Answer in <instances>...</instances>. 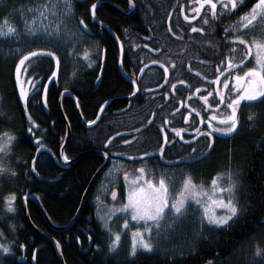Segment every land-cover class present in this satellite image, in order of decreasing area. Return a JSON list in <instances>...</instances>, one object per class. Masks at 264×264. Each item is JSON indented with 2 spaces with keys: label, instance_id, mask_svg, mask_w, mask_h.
Wrapping results in <instances>:
<instances>
[{
  "label": "trees",
  "instance_id": "trees-1",
  "mask_svg": "<svg viewBox=\"0 0 264 264\" xmlns=\"http://www.w3.org/2000/svg\"><path fill=\"white\" fill-rule=\"evenodd\" d=\"M31 1H1L0 22L3 19H10L14 9L28 5ZM132 1L135 6L132 16L124 18L112 10L103 8L108 12L107 20L102 16L100 19L118 36L120 32L135 34L139 26H142L140 30L143 32L166 31L165 18L173 9L174 0ZM75 12L77 16L84 18L85 23L89 22L81 6H78ZM171 30H176L173 19ZM163 45L172 55L179 51L178 45L174 43H163ZM104 47L102 68H100L99 54L94 57L96 65L86 63L72 65L66 60L67 54L59 52L57 58L60 61L56 73L55 61L51 56L29 60L25 64V69L30 81V91L24 103L19 98L15 80L18 58L6 57L0 49V134L8 133L14 137L10 145L11 150L5 160L7 175L6 177L0 175V221L2 223L0 228L6 235L5 240L9 239L13 247V258L6 260L3 264H30L33 250L41 244L43 247L37 251L36 264H58L52 244L42 240L25 223L21 211V197L26 194L36 195L45 214L55 226L67 224L75 215L82 194L92 176L102 165L103 158L98 155H88L71 164L60 162L58 154L65 139V126L59 115L57 103L60 93L69 91L77 98L83 120L89 123L95 119L98 109L104 102L129 95L131 87L122 79L117 69V50L110 44H104ZM129 47L124 45L122 64L127 76L131 72L126 65V53L132 63H137L132 72H136L139 67L137 58L134 56L136 54ZM213 55L217 61L208 59L213 63L209 65L211 72L212 65L220 62L223 56L222 53L216 56L217 52ZM202 56L207 58L210 54ZM236 57L238 56L230 51V58ZM183 73L186 72L182 70ZM56 75L57 78L54 79ZM99 75V83L96 85ZM187 75L186 80L189 85H194L193 78L190 74L187 73ZM172 80L176 81L177 78L172 75ZM47 82L49 84L44 91ZM192 89V86L181 88L183 106L178 115L179 119L172 125L173 128L182 130V137L179 139L169 134L166 141L163 140L159 131L164 115L156 109L155 103L145 107L140 99L133 100L129 109L123 114H113L112 111H118L126 105L112 103L102 113L99 123L86 129L78 121L72 100L66 96L63 97L61 107L71 132L70 140L64 149V158L66 156L68 158L66 160H71L82 152L101 150L107 153L110 159L125 162L126 170L137 167L141 163L137 165L134 163L136 161L144 163V159H132L133 151L140 153L137 156L160 153L161 161L153 167L155 176L164 174V168L178 170L185 168L189 171L188 175L199 178L198 182L202 179L207 181L230 169L238 178L242 190L237 201L238 209L241 208V211L236 218L227 228L212 231L207 236L201 237L191 248L190 253L174 256L143 253L127 259L111 252L108 246L109 238L101 229L98 232L101 243L94 241L96 237L92 238L93 243L97 245V251L92 255H80L75 244H65L63 241L66 235H70V230L63 233L50 230L35 205L28 201L26 207L31 223L39 231L59 241L65 264H264L263 256L256 260L258 258L253 255L255 248L264 250V100L258 102L255 107L253 104H246L247 108H240L237 111L240 125L231 136L227 135L223 138L215 136L214 140H210L206 135H202L195 141H191L192 135L188 133L189 131L195 129L199 133L205 130V126L190 124L191 120L194 121V115L190 120L186 116L191 111L190 107L194 108L196 104L203 110L202 114L205 116L203 102L198 100L196 103L194 99H190ZM211 89L208 86L209 92ZM210 103L215 105L218 102L213 98ZM151 114H153V121L148 128L136 135L114 138L107 146H104L110 137L134 133L145 128ZM248 119L253 120L255 124L250 125ZM38 149H41V152L34 168L36 178L31 171V161ZM130 161L133 162L132 166H129ZM154 175L149 173L147 176L154 177ZM98 180L87 197L77 224H80L85 216L93 218L91 201ZM10 194H14L16 200L14 217L16 234L11 237L8 236L3 224L5 220L3 217H8V214L3 211L7 203L6 197ZM93 226L96 228L98 224L94 223ZM80 239L83 240L82 237Z\"/></svg>",
  "mask_w": 264,
  "mask_h": 264
},
{
  "label": "flooded vegetation",
  "instance_id": "flooded-vegetation-1",
  "mask_svg": "<svg viewBox=\"0 0 264 264\" xmlns=\"http://www.w3.org/2000/svg\"><path fill=\"white\" fill-rule=\"evenodd\" d=\"M130 2L133 4L132 0H84L78 2L71 0L72 3L71 7L73 10V16L75 20L78 22L79 28L82 31V33L86 37L92 38V40L97 45L98 54L101 57L100 68H102L101 66L102 60L105 56L104 44H110L111 46L113 45L117 50V64H118L119 50H118V44L114 39V37H112V35L109 32H107L104 28L96 25L91 21V17L89 15V9L93 4L96 3L106 4L97 7L95 9L94 15L97 22L106 26L120 43V46L122 47L121 66L123 64V59H124V45L130 46L129 48H131L132 51L135 52L134 54L137 55L136 57V55L133 54L135 58H137V62L139 64L137 71L132 72L136 68L137 63L131 62L128 53H126L127 56L126 65L131 73L128 74L127 76L123 71V73L128 79L136 82L138 89L137 95L131 101L128 100V101L115 102V103L125 104L126 106H124L122 109L118 111L114 110L112 111V113L113 114L125 113L126 111L122 113H118V112L122 111L127 106H131L132 101L136 99H140L144 103L145 107L151 106L152 103H155L156 109L158 111L160 110L161 114L164 115V118L161 119L162 124H160L159 127L160 135L163 136V140L166 141V138L169 134H172L176 137H179V139H181L182 137L181 132L179 134L173 132V129L176 128H173L172 126L175 124L177 119H179L178 115L183 106L181 88H190V86H192L193 89H192V94L190 95V99H194L196 103L199 100L201 103L203 102V104L205 105V109H204L205 116H203L202 114L203 110H201L198 107V104H196L194 107V109H196L195 112H193L192 111L193 108L190 107L191 111L188 112V120H190L191 117L195 116L194 121L191 120L190 122L191 125L200 126L201 118L203 117V121H208L207 119H210L211 115L214 112L216 115L219 116L221 106L219 108H216L214 105L211 108L208 107V104H211L210 100L213 98H215L218 103L220 102V97L219 95H217V90H219L221 93L224 94L225 101H228V103L231 102V99L234 98L235 95L234 93L230 92V89L232 87V80L229 79V88L224 87L223 80L228 79L229 74H231L234 77L237 71L242 72L245 71L247 67L255 66L253 62L255 60L254 55L249 56L248 59L245 60L244 65H240L238 63V61L242 58V56L245 53L246 46H244L240 41H233L231 37L237 34H241L243 35L244 39H248L250 42L253 39V37L259 39L262 35H264V20H262L259 16H257L256 21H253L252 25L246 28H241L239 26L241 23L239 17L243 13H245L246 9H247L246 12H248L251 9L252 5L256 2V0H244L243 6H240L238 0V7L236 9H229V10H222L223 6L220 0H215V2L217 3L215 17H213L211 6L208 4H204L203 7H200L199 14H197L194 11V9L199 7V0H174L173 9L169 12L168 16H166L165 18L166 31L148 30L146 32H143L140 30L142 26H139L137 27L139 30H137L135 34L120 32V35L118 36L100 19V17L102 16L103 18H105V20H107L106 16L108 12L103 8L112 10L115 13L119 14L120 16L127 18L132 16L135 11L134 9L135 6L133 4V13L127 17L125 16V14H128L130 11ZM78 6H81L83 11L86 12L89 18L88 23H85L84 18L82 16L81 18L80 16L76 15L75 9ZM185 16H195V19L185 20ZM205 18H207L208 21L207 23L204 22ZM81 19H83L84 24H86L87 27L79 23ZM172 19L174 20L176 30H169L171 29ZM193 27L196 29V31H192ZM201 28H203L204 30L200 31L199 29ZM173 33H175V35ZM163 43L164 44L174 43L175 45H178L179 51L172 55L169 52V50L164 47ZM230 51L233 53V55L238 56L236 58H232L233 63L236 64L237 67L235 69H229V72L224 73V75L221 76L220 73L223 72V69L225 67H227L228 59H231ZM214 52H217L216 56H219V54L221 53L223 56L220 62H218L215 65H212L213 67L211 68L212 69L211 72L209 71L210 69L209 65L213 63L209 62L208 59H210L211 61L214 60L217 61V58L214 59L215 57V55H213ZM204 54L206 55L210 54V56L204 58L202 56ZM51 57L54 59L55 61L54 63H56L57 65L56 66V71H57L60 60L57 58V56H51ZM222 61L224 62L222 63ZM148 63H159L165 68H167L168 71L167 83L163 88H161L158 91L147 92L148 90L158 87L164 79V71L158 66H152L146 69L140 81L138 82L136 81V75L138 74V71L143 65H146ZM93 65H96V61L95 64ZM218 66H219V70H218ZM182 70H184L186 73L182 74ZM187 73L190 74V76L193 78L192 82L195 83L194 85H189V83L187 82L186 80V77L188 76ZM172 75H174L177 78L176 81L172 80ZM217 76H220L219 83H217V81L215 80V77ZM204 77H207V79H204ZM56 78L57 75L54 77V79ZM125 82L131 87V92L129 93V95L122 97H129L133 94V86L129 82L127 81ZM173 85H175V88H173ZM208 86L212 88L211 96H208V92H209ZM197 89H199V92L196 91ZM140 95H142L141 98ZM201 96H208V104H205L204 101L200 99ZM115 98H120V97H115ZM263 100L264 97H260L259 99H256L255 101L253 100V102L250 103H246L244 101L241 102L242 105L253 104V107H255L258 102H261ZM107 107L103 110V112L107 109ZM240 108L242 107L240 106L237 109V111ZM152 121H153V114L150 115L145 127L148 128V126L151 125ZM249 121L250 119H248V122ZM253 124H255V122H253ZM239 125L240 123L238 121V114H237V127L232 132L225 134L231 136L239 129ZM147 154L149 156L143 158L144 164L142 167L145 168V173L147 175L150 173L153 176L155 174L154 173L155 170L153 169V167H155L154 166L155 164L158 165L159 161H161V156H160L161 154L160 153H154V154L147 153ZM114 157L116 156L114 155ZM137 157H132V159H138ZM111 161L112 159H110L106 170L110 168ZM135 168L139 169L140 167L137 166ZM124 170L125 169H122L119 172V178L121 179H123ZM113 191L121 193L122 184L120 182H117L116 184L111 185L110 188L107 189L108 194L113 193ZM92 213H93L92 219L89 216L88 217L85 216L84 220L80 224H77L76 222L74 226L69 229L70 235H66V238L65 237L63 238L65 244H69V243H71L72 245L75 244L76 250L80 255H86V254L92 255L93 253H95V251H97V245L93 243L92 238L95 239L96 237L94 241L100 242V236L98 232L100 231L101 228L98 222L96 221L94 208L92 210ZM93 221L94 223L98 224V227L96 226V228H94ZM0 234L4 235V231L0 230ZM15 234H16V225L14 226L13 229V236H15ZM48 236L51 237L60 246L61 256L63 262L65 263V259L62 254L61 244L53 236L50 235ZM80 237H82L83 240H81ZM39 246L43 247V244Z\"/></svg>",
  "mask_w": 264,
  "mask_h": 264
},
{
  "label": "rangeland",
  "instance_id": "rangeland-1",
  "mask_svg": "<svg viewBox=\"0 0 264 264\" xmlns=\"http://www.w3.org/2000/svg\"><path fill=\"white\" fill-rule=\"evenodd\" d=\"M3 0H0V2ZM45 3L49 5L48 8L44 9V16L40 17L39 14H36V19L33 20V14L28 11L29 8L35 9L38 6H43ZM70 4V7H68ZM71 0H32L28 5H24L20 8L14 9L11 12V18L3 19L0 22V33H6L0 35V49L6 57L18 58L16 65L19 63L21 57L25 56L28 52L35 51L36 49H46L47 51L43 53H38L35 56L29 57L28 60L21 65V70L19 73L20 81L23 83V87L27 92V96L30 91V81L26 75L25 64L36 57L41 56H52L51 53L54 52L55 56L57 53L67 54L66 60L72 65L86 63L88 65L95 64L94 57L98 55V49L96 43L92 38L86 37L79 28L78 22L73 16V10L71 7ZM5 20L7 22H5ZM28 22V27H26L25 22ZM11 26L15 31L12 33L8 32V27ZM57 28L59 30H57ZM255 64V60L253 61ZM252 62V64H253ZM55 63V71H56ZM15 80L16 79V67H15ZM49 82L45 85L44 91L48 86ZM19 98L24 103L27 99L21 97L20 87L21 85L17 83ZM260 97H257L259 99ZM255 101V100H254ZM250 103L253 101H244ZM230 103V102H229ZM228 101L221 103L222 110H220L219 116H226L231 114V109L227 107ZM247 108L248 105L240 102L239 107ZM208 109V107H207ZM237 112V111H236ZM215 114V112L213 113ZM216 115V114H215ZM188 116V114H186ZM218 116V115H216ZM209 120V119H207ZM250 125H253V120L248 122ZM200 125V124H199ZM201 126H205V130L202 132H196L195 129L189 131L191 134V141H195L202 135H206L210 140H214V137H227L225 132L217 131L218 128H223L226 126L224 122L220 119L212 120V126H208V121H203ZM230 126V122L227 124ZM211 132L212 135L209 136L208 133ZM224 134V135H222ZM6 139V136H0V140ZM10 145L8 147L10 148ZM9 151L7 153H0V165H3L4 170L0 171V175L6 177L7 173L5 170V160L7 159ZM140 155L139 152H132V157ZM129 166H132V161H130ZM141 162V163H139ZM138 167H142L144 163L142 161L134 162ZM5 165V166H4ZM126 163L113 159L110 162V168L106 170L103 176L100 177L94 194L92 197L95 198V201H92V206L94 208L96 221L98 222L100 228L109 238L108 246L115 255L127 259H132L139 254H150L156 253L159 255L174 256L184 253H190L192 251L194 244L200 240L201 237L207 236L212 231L215 232L220 229L227 228L231 222L236 218L241 208L238 209V212L233 216L227 224H215L209 223L207 217L203 215L204 207L200 204H196L190 197L186 201V210L183 215H175L173 212L166 210V215L159 222V225L153 224L152 221H148L152 225V231L150 233H144L146 238L150 236L151 243L153 244L152 249L147 250L142 247H137L136 253L132 254L131 244H132V233L135 227H140L143 229L145 222L143 220L134 221L131 220L130 210L126 213L125 211H117L116 209L120 208L121 204L126 202L127 197V183L125 181L124 173H129V180L133 179L138 175L137 168H128L123 172V179L119 178V172L126 167ZM164 174L156 175L154 177H149L145 173V178H152L154 183L159 182V178L163 177L165 183L169 189V198L170 200L175 197V194L179 192L183 186V182L188 175L185 168L178 169H168L164 168ZM165 175V176H164ZM229 175H231V181L234 182V187L232 189V199L237 204L239 196L242 194L239 180L236 176L233 175V172L230 169L225 170V173L219 176H213L207 181H199V178H193V181L197 185H203L205 189H209L208 195H213L210 191L211 181L214 177L218 179V185L221 188H227L229 181ZM120 182L122 184V192H116V198L114 199L112 193L109 195L107 189L111 185ZM208 195H203L198 197L204 203L208 204L209 214H215L216 216L226 215L228 210L224 208L217 207L212 205L208 200ZM223 195L224 200L226 201L229 198V193H215L214 198H218ZM7 201V200H6ZM13 209L9 210L6 207L3 212L8 214V217L4 216L3 224L8 233V236H13L14 229V217L16 210V200L11 201ZM238 208V206H237ZM4 214V213H3ZM128 220L129 224L127 227L124 226V221ZM0 221V225H1ZM2 226V225H1ZM111 229V231H109ZM0 230H2L0 228ZM120 232L121 239L119 243L113 247L111 244L112 239H114V234ZM4 235L0 234V244H3L9 248L8 252H4L3 249H0V264H3L6 260L13 258V247L10 240H5ZM191 250V251H190ZM253 255L256 260H259L262 256L264 257V250L260 251L257 254L256 248L253 249ZM253 257V258H254Z\"/></svg>",
  "mask_w": 264,
  "mask_h": 264
},
{
  "label": "snow or ice",
  "instance_id": "snow-or-ice-1",
  "mask_svg": "<svg viewBox=\"0 0 264 264\" xmlns=\"http://www.w3.org/2000/svg\"><path fill=\"white\" fill-rule=\"evenodd\" d=\"M222 3V10L236 9L238 7V0H220ZM244 0H239L240 6H243ZM204 4H208L211 6V11L213 17L216 16L217 3L215 0H199V7L194 9V11L199 14L200 7H203ZM49 5L45 3L43 6H38L35 9L29 8L28 11L33 14V20L36 19V14L38 13L40 17L44 16V9L48 8ZM70 7V4H68ZM93 15L95 14L96 5L93 4L91 6ZM257 16H259L262 20H264V0H256V2L252 5L251 9L248 12L243 13L239 20L241 21L240 27L246 28L252 25L253 21H256ZM195 19V16H185V20ZM5 22H7L5 20ZM207 23V18L204 20ZM80 24H84L83 19L79 21ZM26 27H28V22H25ZM57 30H59L57 28ZM171 30V29H169ZM203 31L204 29H199ZM15 30L9 26L8 32L12 33ZM192 31H196L193 27ZM6 33H0V35H4ZM175 35V33H173ZM233 41H240L244 46H246V50L242 58L238 61L240 65H244L245 60L248 59L249 56L254 55L255 57V66L247 67L245 71H237L235 76L233 77L229 74L228 79L223 80V85L225 88H229V79L232 80V87L230 89L231 93H234V98L231 99V102L227 104V107L231 109V114L226 116H216L215 114L211 115V118L208 120V126H212V120L220 119L222 122L226 124L223 128H218L217 131L230 133L237 127V116L236 111L241 101H253L256 100L257 97H264V35H262L259 39L253 37L251 42L248 39H244L243 35L237 34L231 37ZM47 51L46 49H36L35 51L28 52L25 56L21 57L19 63L16 65V79L17 83L21 85L20 87V95L23 98L27 97V92L23 87V83L20 81V70L21 65L24 64L29 57L35 56L38 53H43ZM158 51V50H157ZM52 56H55V53H51ZM223 63V61H222ZM237 67L236 64L233 63L232 59H228L227 67L223 69V72L220 75H224V73L229 72V69H235ZM219 70V66H218ZM165 72H167V68H165ZM55 75V73H53ZM207 79V77H204ZM217 83L220 82V76L215 77ZM175 88V85H173ZM199 92V89L196 90ZM212 93L209 92L208 96H211ZM217 95L220 97V102L216 103L214 106L219 108L221 103L225 102L224 94L217 90ZM208 96H201L200 99L204 101L205 104H208ZM103 107V106H102ZM208 107H213L212 104H208ZM193 112L196 109H192ZM31 119V117H29ZM187 119V117H186ZM230 122V126L227 124ZM92 123V121H89ZM201 123H203V117L201 118ZM31 132V129H29ZM181 129H173V132L179 134ZM6 136V139L0 140V153H7L11 149L8 147L9 144L12 143L14 137L8 133L0 134ZM209 136L212 135L211 132L208 133ZM39 139V138H37ZM127 143V141H125ZM107 155V153L105 154ZM65 159H68L65 156ZM35 165H33V168ZM3 165H0V171H3ZM138 175H136L133 179L129 180V173L125 172L124 177L127 183V197L126 202L122 203L120 208L116 209L117 211H125L126 213L130 210L131 220L140 221L143 220L145 225L143 229L140 227H135L132 233V244H131V252L132 254L136 253L137 247H142L144 249L150 250L153 247L151 243L150 236L146 238L144 233H150L152 231V225L148 223V221H152L153 224L159 225V222L166 215V210L169 212H173L175 215H183L186 210V201L190 197L196 204H200L204 207L203 215L207 217L209 223L215 224H227V222L237 214L238 208L237 204L232 199L231 193L234 187V182L231 181V175H229V181L227 188H221L218 185V179L214 177L211 181L210 191L213 195H208L209 189H205L204 186L197 185L193 178L189 175L185 178L183 182V186L179 192L175 194V197L170 200L169 198V189L165 183V179L163 177L159 178L158 183H154L152 178H145V168L140 167L138 169ZM218 176L221 174H217ZM229 193V198L225 201L223 195L218 198H214L215 193ZM208 195V200L212 205H215L220 208L227 209L228 212L223 216H216L214 213L209 214L208 204L204 203L198 197ZM113 198H116V192L112 193ZM15 199L14 194H10L6 197L8 201L7 207L9 210L13 209L11 201ZM129 224L128 220L124 221V226L127 227ZM111 231V229H109ZM121 239L120 232H116L114 234V239H112L111 244L115 247ZM0 249H3L4 252H8L9 248L3 244H0ZM260 249L257 248V254L260 253Z\"/></svg>",
  "mask_w": 264,
  "mask_h": 264
},
{
  "label": "water",
  "instance_id": "water-1",
  "mask_svg": "<svg viewBox=\"0 0 264 264\" xmlns=\"http://www.w3.org/2000/svg\"><path fill=\"white\" fill-rule=\"evenodd\" d=\"M73 1H84V0H73ZM96 8L99 7V6H103V5H106L105 3H96ZM95 8V9H96ZM133 13V4L130 2V11L128 14H125V16H129ZM89 15L91 17V21L93 23H95L96 25L104 28L107 32H109L112 37H114V39L116 40L117 44H118V50H119V56H118V71H119V74L120 76L127 82H129L132 86H133V94L129 97H120V98H114V99H110L106 102H104L97 114H96V117L95 119L92 121V123H86L82 116H81V113H80V110H79V107H78V103H77V98L72 94L70 93L69 91H63L60 93L59 95V98H58V103H57V108L59 110V115L64 123V126H65V139L63 141V143L61 144L60 148H59V154H58V158L60 160V162L62 163H65V164H71L75 161H77L78 159L82 158V157H85V156H88V155H98V156H101L103 158V163L102 165L97 169V171L95 172V174L92 176L91 180L89 181L87 187L85 188L83 194H82V197H81V200H80V203H79V207L75 213V215L73 216V218L65 225H62V226H55L53 225V223L49 220V218L47 217V215L45 214L41 204H40V201L38 199V197L34 194H26L24 196L21 197V211H22V214L24 216V219H25V223L28 225V227L35 233L37 234L42 240L46 241V242H50L51 244H53L54 248H55V251H56V258H57V261H58V264H65L63 262V259H62V256H61V249H60V246L58 245V243H56L51 237H49L48 235H46L45 233L39 231L37 228H35V226L31 223L30 219H29V216H28V212H27V207H26V203L28 201L32 202L36 209L38 210L41 218L43 219V221L45 222L46 226L52 230V231H56V232H65L67 230H69L71 227L74 226V224L76 223L83 207H84V204L87 200V197L88 195L90 194V192L93 190L97 180L99 179V177L102 175L103 171L106 169L107 165H108V162H109V156L108 155H105V153L101 150H89V151H85V152H82L81 154L77 155L76 157H74L73 159L71 160H66L64 158V149L66 147V145L68 144L69 140H70V136H71V132H70V128H69V125H68V122L63 114V111H62V107H61V101L63 99V97H68L72 100L73 102V106H74V109H75V112H76V115H77V118H78V121L79 123L86 129L88 128H92L94 126H96L99 121H100V118H101V115H102V112L103 110L110 104L112 103H115V102H118V101H131L136 95H137V92H138V89H137V85H136V82L128 79L125 74L123 73V70H122V66H121V61H122V47L120 46V43L118 42V40L115 38V36L113 35V33L104 25L100 24L99 22H97V20L95 19V15H93L92 13V8L90 7L89 9ZM152 66H158L160 67L163 71H164V79L162 81V83L154 88V89H151V90H148L147 92H154V91H158L160 90L161 88H163L166 83H167V80H168V71L165 72V67L162 66L161 64L159 63H148L146 65H143L140 70L138 71V74L136 75V81H140L141 77L143 76L144 72L146 71V69H148L149 67H152ZM99 78H100V75L99 77L97 78L96 80V85H98L99 83ZM103 106V107H102ZM130 106H127L126 108H124L122 111L118 112V113H122V112H125L129 109ZM146 128V127H145ZM145 128H142L141 130H138L137 132H134V133H127V134H122V135H117V136H114V137H110L107 142L105 143L104 146H107L110 141H112L114 138H118V137H127V136H131V135H136L138 134L139 132L143 131ZM41 152V149H38L31 161V171H32V174L37 178V174L35 172V167L33 168V165H35L36 163V160L38 158V155L40 154ZM149 156L148 154L146 155H141V156H138L137 158L138 159H143L145 157ZM42 246H38L36 247L33 252H32V256H31V259H30V264H36V254H37V251L39 249H41Z\"/></svg>",
  "mask_w": 264,
  "mask_h": 264
},
{
  "label": "bare ground",
  "instance_id": "bare-ground-1",
  "mask_svg": "<svg viewBox=\"0 0 264 264\" xmlns=\"http://www.w3.org/2000/svg\"><path fill=\"white\" fill-rule=\"evenodd\" d=\"M110 194V193H109ZM83 210V209H82ZM82 212V211H81ZM81 214V213H80ZM80 216V215H79ZM79 218V217H78ZM78 220V219H77ZM77 222V221H76Z\"/></svg>",
  "mask_w": 264,
  "mask_h": 264
}]
</instances>
